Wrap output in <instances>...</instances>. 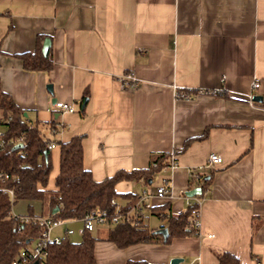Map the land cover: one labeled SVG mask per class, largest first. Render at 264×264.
<instances>
[{"label":"crops","instance_id":"0c3cea01","mask_svg":"<svg viewBox=\"0 0 264 264\" xmlns=\"http://www.w3.org/2000/svg\"><path fill=\"white\" fill-rule=\"evenodd\" d=\"M40 37L43 46L51 40L53 68L26 71L16 55L34 52ZM128 73L137 78L136 89L122 86ZM0 85L57 144L49 189L60 170V143L77 136L97 182L174 154L177 165L148 184L115 187L140 195L169 184L170 195L152 197L151 209L142 212L157 220L150 229L167 225L153 208L170 204L179 215L187 193L202 189L192 197L203 202L199 234L120 249L104 240L108 227L98 226L92 232L102 239L95 246L98 264H219L224 251L242 264H264V0H0ZM255 96L262 102H253ZM55 102L76 111L56 109ZM55 123L64 125L58 134ZM213 153L223 162L199 171ZM64 228L80 235L82 222Z\"/></svg>","mask_w":264,"mask_h":264},{"label":"trees","instance_id":"16d2710c","mask_svg":"<svg viewBox=\"0 0 264 264\" xmlns=\"http://www.w3.org/2000/svg\"><path fill=\"white\" fill-rule=\"evenodd\" d=\"M44 37L38 39L34 52H24L16 55L23 62L26 71L49 72L53 68L51 53H43ZM218 95V92L210 91ZM0 113L12 117L4 129L3 141L6 147L0 150V173L9 175V179L0 180V264H11L20 254L27 243L36 239L40 234L37 224L21 225L12 215V203L6 189L15 193V205L27 202V215L48 216L59 208L55 216L65 220H81L94 211H106L108 216V233L104 240L114 243L118 248L125 249L137 244L164 243L168 244L174 238H184L196 235L192 221V208L179 215H172L170 204L153 208V214L167 218L169 238L165 240L155 230L150 229L142 213L133 221H128L126 213L134 207L139 194L116 191V185L123 181H136L148 184L167 165L169 154L156 157L146 169L135 171H119L114 176L97 182L92 172L83 163L82 137L72 138L67 143H60V170L56 177L55 189H49L53 161L48 145L53 142L46 138L39 123H34L26 117V111L19 107L11 96L1 89L0 85ZM52 130H58L57 124ZM206 134L200 137L203 139ZM23 139V145L8 144ZM190 142V141H189ZM189 142L185 145L188 146ZM209 180H205V190ZM119 200H124L121 205ZM118 202L120 220L115 223L113 217L117 214ZM37 205V206H36ZM40 209L38 212L36 209ZM70 235H65L63 241L49 248L46 264H98L95 256V246L99 240L92 232L82 234L80 242H74ZM219 264H242L239 258L224 251L217 254ZM127 264H153L145 260H129Z\"/></svg>","mask_w":264,"mask_h":264},{"label":"built area","instance_id":"2783aa9c","mask_svg":"<svg viewBox=\"0 0 264 264\" xmlns=\"http://www.w3.org/2000/svg\"><path fill=\"white\" fill-rule=\"evenodd\" d=\"M120 82L125 89H136L139 85L137 78L133 73H128L121 77ZM260 86L259 81H255L253 83V89H258ZM177 97L189 98V95L177 93ZM252 101L254 97H251ZM254 102V101H253ZM54 107L64 112L74 113L76 108L73 104H67L62 102H55ZM12 120V117H7L0 113V150L6 147V142L2 139L5 135V127L6 124H9ZM58 130H52L54 134H58L64 128L63 124L57 123ZM17 144L23 145V139H19L16 142H10L8 144ZM57 147L55 142H51L48 145V150H53ZM223 162V158L217 154H211L208 158V165L206 167H201L198 170L201 171L204 168L209 166L221 164ZM157 162H153V167H158ZM177 165V161L175 159L174 154H170L167 159V165L164 168H173ZM193 177L195 179L200 178L199 173H193ZM9 179V175L5 173H0V180L5 181ZM6 191L10 195L11 203H12V215L15 221H17L21 225L25 224H37L40 228L39 236L31 240L27 243L26 247L22 249L20 254L12 261L11 264H46L45 261L47 259L49 248L54 244H59L63 241L65 235L73 236L75 234V230L71 228H64L67 223L74 220H65L62 217L53 215L48 216H31V215H23L17 214L13 211L14 203H15V193L12 189H6ZM170 187L168 183L157 188L156 193L153 194L147 190H144L140 193L139 199L137 203L126 213V217L128 221H133L137 215L142 213L144 210H150L151 204L147 202L152 197L166 198L170 195ZM113 204L117 206L116 215L113 217V222L117 223L121 215L119 214V204L116 201H113ZM202 200L196 198H187V206L192 208V221L193 226L196 230V235L200 233L201 228V207ZM82 222V228L78 231L80 235L85 233L86 231L93 232L96 230L98 226H105L108 223V216L106 211H94L90 215L85 218L78 220ZM61 229V233H57V231Z\"/></svg>","mask_w":264,"mask_h":264},{"label":"water","instance_id":"95a60500","mask_svg":"<svg viewBox=\"0 0 264 264\" xmlns=\"http://www.w3.org/2000/svg\"><path fill=\"white\" fill-rule=\"evenodd\" d=\"M51 47V40L50 39H46L45 42H44V46H43V53L44 55H47L49 53V49ZM48 89L52 92V86L50 85L48 87ZM262 97L261 96H255L253 98V101L255 102H262ZM19 146H22V145H19ZM202 194V189L201 188H196L190 192L187 193V196L189 197H195L197 195H200ZM59 211V208H56L54 211H53V214H56L58 213ZM156 233H158L159 235H162L164 237L165 240H167L169 238V231L167 228H161L159 230L156 231ZM182 262V259H173L171 261V264H180ZM39 264V263H37Z\"/></svg>","mask_w":264,"mask_h":264},{"label":"rangeland","instance_id":"374dc122","mask_svg":"<svg viewBox=\"0 0 264 264\" xmlns=\"http://www.w3.org/2000/svg\"><path fill=\"white\" fill-rule=\"evenodd\" d=\"M56 168V165H55ZM28 205L27 202H20L13 207V211L17 214H23L25 215L28 212ZM158 219V218H157ZM147 224H151V226H154V224L157 222L156 218L154 216H148L146 219ZM102 227V226H101ZM99 230V229H98ZM95 234H98V231L95 232ZM74 242H80L81 241V236L80 235H75L71 237Z\"/></svg>","mask_w":264,"mask_h":264}]
</instances>
